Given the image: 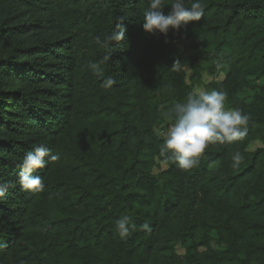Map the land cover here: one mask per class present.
Wrapping results in <instances>:
<instances>
[{
	"label": "trees",
	"instance_id": "trees-1",
	"mask_svg": "<svg viewBox=\"0 0 264 264\" xmlns=\"http://www.w3.org/2000/svg\"><path fill=\"white\" fill-rule=\"evenodd\" d=\"M38 2L47 3L46 17L53 15L58 27L56 12L72 9V15L64 37L34 47L21 40L0 57V72L31 87L26 93L0 87V124L18 134L0 136V187L7 186L0 198V264H264V87L249 100L232 87L264 78V0H201L204 15L180 29L170 58L152 59L141 70L137 62L156 33L143 29V14L127 12L126 0ZM134 2L141 8L149 0ZM118 23L124 39L102 46ZM30 26L0 23V37L24 35ZM32 54L39 56L27 59ZM204 62L215 76L227 67L216 90L250 120L242 140L209 145L199 165L184 171L160 156L154 123L168 108L162 100L183 102L192 91L176 71L189 66L198 76ZM109 79L114 83L105 86ZM29 121L37 130L26 138ZM251 139L262 146L248 150ZM41 144L60 159L34 171L42 192L25 193L20 164ZM236 152L243 159L234 168ZM157 161L165 168L154 173ZM123 215L152 231L121 239L114 223ZM213 241L224 249L215 250Z\"/></svg>",
	"mask_w": 264,
	"mask_h": 264
},
{
	"label": "clouds",
	"instance_id": "clouds-1",
	"mask_svg": "<svg viewBox=\"0 0 264 264\" xmlns=\"http://www.w3.org/2000/svg\"><path fill=\"white\" fill-rule=\"evenodd\" d=\"M171 0L170 11L165 15L164 0H149L143 16V29L149 33L167 36L170 29L180 30L190 22H198L204 15L201 0ZM125 28L120 23L109 35L102 46L110 42H120L125 37ZM97 42L101 43L97 37ZM105 59H108L106 57ZM175 63L173 67L177 66ZM114 83L111 79L105 86ZM227 93L222 90L206 91L195 88L188 93L183 102H176L161 112L165 121L170 122L165 131H158L163 143L159 153L165 163L169 161L184 171L197 167L200 159L209 147L214 144H230L242 140L247 134L250 116L240 108H226ZM48 158L47 160L45 158ZM60 155H53L44 145H38L23 157L18 173L20 190L25 193H39L44 190V183L37 169H43L51 161H58ZM243 157L239 152L232 156V167H239ZM7 186L0 187V198L5 197ZM114 230L121 239L127 238L134 231L151 232V226L145 222L139 227L131 215H123L114 223Z\"/></svg>",
	"mask_w": 264,
	"mask_h": 264
},
{
	"label": "rangeland",
	"instance_id": "rangeland-1",
	"mask_svg": "<svg viewBox=\"0 0 264 264\" xmlns=\"http://www.w3.org/2000/svg\"><path fill=\"white\" fill-rule=\"evenodd\" d=\"M44 1V0H43ZM129 1V2H128ZM126 0L125 6L127 7V12H130L132 14H135L139 12V14H143L145 9L148 7L149 3L146 5H142L143 7L139 8L135 4V0ZM190 3V0H188ZM165 8L163 9L165 15L168 14L170 11V4L171 0H164ZM47 3H39L38 0H0V23H4L5 25H14L15 23L19 21H25L30 23H35V26H30L27 29L28 32L24 35L16 34L15 31H13L8 37L1 36L0 37V57H4L7 54H9L12 45L18 41L24 40L23 43L27 46H35L38 44L41 40L44 38L53 39L54 37L60 36L64 37L67 33V30L65 28L66 20L69 16L72 15V9L65 12V9L61 8L60 11L56 12V19H59L60 22H58L59 26L55 25V22L53 20L54 16L51 15V18H47L46 15H48V12H45L47 8H43L46 6ZM53 16V17H52ZM43 18L45 21L40 19V21L37 23L34 21L37 18ZM34 21V22H33ZM61 21L63 23L61 24ZM188 27V25L186 26ZM181 31L180 30H172L170 29L167 36H164L162 34L156 33L155 43L152 44L151 48L146 52V58L143 61L137 62L138 70L141 69H147V67L153 66V63L149 65V62L154 59L157 61H161V59H169L171 56V51H175L176 44L181 39ZM32 53H35V48L31 51ZM160 54V55H159ZM38 54H32V56H28L27 59L34 60L35 57H38ZM208 65L209 63L204 62L202 66V70L199 73L198 76L194 75V72L191 67L186 66L178 71H176V74L182 75L184 81L186 84L191 88V90L195 88H200L206 91L216 90L217 85L221 82H223L226 78L228 69L227 67H222L219 74L212 75L208 71ZM26 80H23L22 78L14 77L11 74H4L0 72V87H2L5 90H13V89H22L23 92L29 91L31 87L28 86V84L25 82ZM247 85L245 86H239L234 87V93L239 98H246L249 100L250 97L254 94H258L261 92V89L264 87V78L261 79H255L253 77L247 78ZM132 85L134 84L131 83ZM137 84V83H136ZM134 85L136 89H139L140 86ZM230 96L227 95V102H226V108H237L235 105L232 104ZM149 101H152V98L149 99ZM164 102L161 105H167L168 107L172 106L175 102L170 100V98H165L162 100ZM242 102V101H241ZM16 111H19L20 109L17 107L15 109ZM30 125L29 129H24V132L22 134L23 137H31L29 133L32 132V136H35L36 127L32 126V122H28ZM170 122L165 121L163 117H161L160 120H158L156 123H154V129L156 133L158 131H165L168 127ZM28 131H30L28 133ZM17 131H6L5 128L0 124V136L4 138H15L18 137ZM262 142L259 139H251V141L248 144L247 149L253 150L255 148L261 147ZM4 154V152H0V154ZM165 168V165L163 163H160L157 161L155 163V168L153 169L154 173H157L159 170ZM172 245L174 247V251L176 254L181 255L184 253L183 247L180 245L178 241H173ZM211 246L217 250L222 251L224 249V245L217 244L215 241L211 243ZM200 250H203L204 247H200ZM253 261V260H252ZM253 264H256L253 262Z\"/></svg>",
	"mask_w": 264,
	"mask_h": 264
}]
</instances>
